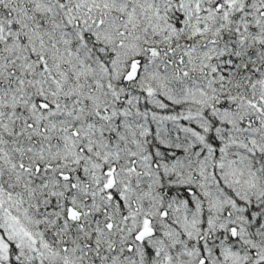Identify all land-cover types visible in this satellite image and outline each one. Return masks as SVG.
Instances as JSON below:
<instances>
[{
  "label": "snow or ice",
  "instance_id": "6c2138e0",
  "mask_svg": "<svg viewBox=\"0 0 264 264\" xmlns=\"http://www.w3.org/2000/svg\"><path fill=\"white\" fill-rule=\"evenodd\" d=\"M0 264H264V0H0Z\"/></svg>",
  "mask_w": 264,
  "mask_h": 264
}]
</instances>
